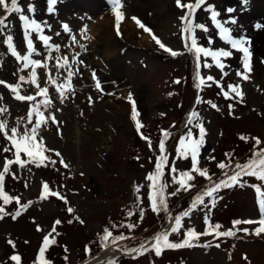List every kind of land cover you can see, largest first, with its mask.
I'll list each match as a JSON object with an SVG mask.
<instances>
[{
	"label": "rangeland",
	"instance_id": "obj_1",
	"mask_svg": "<svg viewBox=\"0 0 264 264\" xmlns=\"http://www.w3.org/2000/svg\"><path fill=\"white\" fill-rule=\"evenodd\" d=\"M239 2L241 14L239 11L229 14L223 0H205L192 17L194 25L203 23L208 29L207 32L194 30L197 46L223 48L209 8L220 14L221 22L237 17L235 23H226L236 38L245 36V31L257 25L261 26L257 32L264 33V11L258 9H264V0ZM6 3L10 6L11 0ZM195 3L196 0H181V4ZM120 5L122 18L117 28L116 5L112 0H57L51 14L47 12L49 0H18L23 14L45 26L44 34L51 36L50 43L59 45L60 50H53L50 60L49 49L32 33L34 47L41 53L32 57L41 61L37 83L40 88L48 89L47 97L51 101L47 110L41 109L46 122L42 123L33 148L34 154L38 153L37 159L43 162L39 165L28 162L26 153L21 151L20 159L26 161L21 167L15 162L12 141L0 131V172L7 160L13 161L0 189V207L7 213L0 218V264H78L95 257L93 252L98 249L113 254L96 264H108L110 260L115 264H264V234H254L261 219L259 204L256 205L260 200L257 188L264 193V180L243 176L240 179L243 187L236 184L221 188L215 194L214 205L211 198L205 197L204 205H198L189 217L182 219L179 234L169 236V242L179 243L188 230H193L198 234L193 242L201 246L162 247L161 255L156 256L150 242L171 228L167 213H155L151 209L152 181L147 179L155 173L159 158L166 156L157 185H167L164 194L169 212L175 217L191 208L195 196L208 186L209 176L218 182L224 171L231 174V169H220L219 163L234 167L236 163H247L256 152L264 150V69L249 66L246 72L237 63L225 65L221 70L211 58L201 54L200 73L205 84L197 88L196 56L183 46L184 22L180 17L187 9L179 7L176 0H120ZM30 6L34 12H29ZM102 15L110 21L108 30L115 36L112 41L102 37L103 28L92 38L91 32L78 36L81 23L86 21L88 26L89 17ZM19 16L20 13L8 15L0 8V18L7 17L8 25L0 34V81L4 82L0 83V108L7 109L0 118H7L5 130L9 135L16 120L26 122L33 105L44 99L31 83L21 84L18 91L20 95L34 96L32 101L17 100L9 87L17 86L19 75L27 78L30 73V69L19 72L21 62L16 61L5 43L6 36L12 35L17 52L26 54ZM242 21L247 22L243 25ZM131 24L137 28L132 37L126 34ZM84 30L89 31L86 26ZM205 36L213 40L211 45ZM156 40L177 55L161 49ZM261 56L260 66L264 68V53ZM57 57L61 63L67 57L73 73L70 80L68 69L57 67ZM205 62L210 67H204ZM44 63L49 67L44 68ZM237 69L247 78L237 75ZM48 75L56 84L47 79ZM209 75L212 81L207 80ZM57 85L65 93L63 103ZM123 92L114 102L110 100V94ZM193 111L198 115L192 119L205 130L195 167L191 147L198 141V129L193 127L192 138L185 139L183 150L188 155L180 156L178 152ZM49 115H55L56 120L48 119ZM36 119L34 115L33 123ZM22 131V127L18 128V132ZM136 135L144 140L139 143L142 156L135 167L130 164L129 155ZM161 141L165 144L163 153L159 149ZM5 148L9 150L4 151ZM56 152L60 155L56 156ZM173 167L175 173L171 171ZM205 170L206 174L201 176L200 172ZM181 172L192 178L180 177ZM173 175L183 179L186 186L194 187L177 192L180 185L173 183ZM173 192L176 195H171ZM5 195L12 197L6 205ZM16 211L20 215L13 218ZM237 219L242 223L234 225L232 222ZM57 220L59 224L55 223ZM245 220L254 223H243ZM129 224L133 227H127ZM216 224L220 225L216 231L231 230L235 235L217 237L215 232L203 235L210 225ZM245 228L249 234L244 233ZM119 236L125 239L114 243V237ZM209 242L211 246L203 247ZM141 244L146 245V251L131 254L124 251L126 247L139 249ZM14 255L19 257L18 261L11 259Z\"/></svg>",
	"mask_w": 264,
	"mask_h": 264
},
{
	"label": "snow or ice",
	"instance_id": "obj_2",
	"mask_svg": "<svg viewBox=\"0 0 264 264\" xmlns=\"http://www.w3.org/2000/svg\"><path fill=\"white\" fill-rule=\"evenodd\" d=\"M112 2L116 5L115 12H116V18H117V28L119 26V22L122 18V13L120 12V0H112ZM57 3V0H49V7L47 9L48 13H53L54 12V6ZM176 3L179 7L181 8H186L187 12L183 16L180 17V19L184 22L183 25V33L185 34L184 36V44L183 46L187 48L188 52H194L196 56V80L198 83L196 84L197 88H200L202 85L205 84L204 78L201 76L200 73V58L201 54L205 58H211V60L214 62L215 66L218 67L219 69L223 70L225 67V64L222 63L223 59L226 58H231L233 57V51L236 50L242 53V57L240 59V63L243 65L245 71H249V55H250V49L247 45L250 44V41H248L244 36H241L239 38H236L233 36V29L230 27L225 26L226 22H221L218 20V16L220 15L214 8H209L207 11L211 13L210 19L215 26L216 29H218V38L223 41L225 44L230 45L231 50H226L225 48H219L217 50H213L210 46L209 47H202V46H197V39L193 35V32L195 29H203L205 32L208 31L207 28H205V25L203 23H196L195 25L193 24V19L192 17L194 16V13L196 12L197 9L201 7L205 3V0H196L195 4H181V0H176ZM0 6H2L8 15H11L12 13H20L19 19L23 22V29H24V36H25V41H26V49L27 52L25 55H20L15 47V44L13 42V36L12 35H7L5 39V43L7 44V47L11 53L12 56L15 57L16 61L21 62V67L19 68V72L24 73L26 70L30 69L29 75H19L18 80L19 83L17 84L16 87H12L9 85L11 88V91L15 93V98L20 101L28 100L32 101L35 99L34 96L28 95H20L19 94V87L21 84L24 83H31L34 85L38 90L39 95H43L44 99L40 101L39 103L33 105L32 109L27 113V119L26 122L22 121L20 119H17L15 122V126L10 128V133L9 135L7 129L8 125V120L7 118H0V131L3 132V134L12 141V144L15 147V162L18 163L21 167L24 166L26 161H22L20 159V153L23 151L26 153L27 157L29 158L28 162L32 163H42V160H38L37 154H34L33 148L36 146V137L39 134V130L41 128L42 123H45V115L44 111L41 110L42 107L44 110H47L51 106V101L47 97V88H40V85L37 83V68L41 66V61L32 58L34 55L39 56L41 53L34 47L33 41L31 39V35L33 32L37 34V37L40 41H42L43 46L45 48L49 49V56L48 58L51 60L52 59V51H59L60 47L59 45H54L50 43L52 40L51 36L45 35L44 34V28L41 23L37 22L34 18L29 19V16L23 14V10L21 7L18 6V0H11V5L9 6L8 3H6V0H0ZM234 9L229 8L227 9L228 13H232ZM29 12H34V8L31 6L29 7ZM7 17L0 18V34L4 33V30L8 28V25L5 23ZM139 23V21H137ZM227 23H235V19H232L231 21ZM67 27V26H65ZM140 27H144L143 24H140ZM258 29L261 27L260 25L256 26ZM146 31L148 29H145ZM73 40L76 38L73 36ZM205 39L208 40L209 45L213 43V40L210 37L205 36ZM190 40V42H189ZM156 43L159 45L161 49H163L166 52H170L173 56L177 55V52L173 51L171 48H166L163 43H161L159 40H156ZM56 65L58 68H66L68 69L67 71V77L70 80L73 73L70 70L71 65L68 63L67 57L63 59V63H61L60 58H56ZM44 68H48L49 65L47 63H44L42 65ZM204 67H210V65L205 62ZM224 75H227V73H224ZM237 75H244V78L246 79L247 76L245 74H242L239 69H237ZM47 79L52 83L56 84V80L52 79L51 75H48ZM208 81H212L213 77L209 75L207 77ZM0 83H4L3 81H0ZM70 88L71 86L68 85ZM99 87V85H97ZM62 86L57 85V91L59 92L61 96V103H63V98H64V91L61 90ZM229 88H233L232 85H229ZM224 96L228 97V93L224 92ZM2 99V97H0ZM131 99V97H129ZM199 102V101H198ZM208 103L211 104L213 108H216L215 104H212L211 101H208ZM231 107V105H229ZM7 109L5 108H0V114L5 113ZM38 117V119L35 120L33 123V116ZM198 114L193 111L190 115V118L187 121L188 127L185 137L180 140V148L178 149V152L180 156H187L188 153H186L184 149L185 145V139H191L193 136V127L199 130V138L198 141L194 142L193 146L191 147V158L193 161V166L195 167L196 163V158H197V153L199 149L203 146L204 144V128L200 123H195L192 117H196ZM136 118L135 114V107L133 106V119ZM48 119L55 121L56 117L55 115H49ZM28 125H31L29 128ZM23 128L22 132H18V128ZM139 128V124L137 125ZM165 136L168 135V133H164ZM18 137V138H17ZM243 139V138H242ZM257 144H259V140L256 141ZM159 149L160 152L163 153L165 151V144L163 141L160 142L159 144ZM8 148H5L4 151H8ZM56 156H59L60 153L56 152ZM167 160L166 156H161L158 160V162L155 164V173L150 174L147 179L149 181H152V184L150 185L152 189V194L150 195V200H151V209L155 213H159L163 211L164 213H167V221L171 224L174 219V226L170 230H165L160 232L154 237V241L150 242L151 243V248L155 250L156 256L161 255V249L162 247L166 248H171V249H177V248H182V247H196V246H201L198 245L197 243H194L193 241L198 239V234L195 233L193 230H188L185 233V239L179 243H173L169 242V236L172 235L173 233L179 234L180 226H181V221L185 217H189L190 211L192 209H196L198 205H204L205 202V197H209L212 199L213 205L216 202V196L215 194L221 189V188H231L232 186L236 184H240V179L243 176H254L257 177L260 180H264V150L256 152L254 154V158L249 160L247 163L241 164V163H236L234 167L232 165H226L225 163H219L218 167L220 169H231V174H229V171H224L222 178L219 179L218 182H215L212 180V177L209 176V184L208 186L200 191L194 198L191 208L188 211H183L179 215H176L173 217L171 213L169 212V205L166 202L165 194H164V189L167 187L165 184H160L157 185V180L158 178L163 174L161 171L162 168V163ZM13 163L12 160H7L3 167V171L0 172V189H2V182L4 180V174L9 172V167L8 165ZM54 163V161H53ZM67 167V165H65ZM173 173L176 172V169L173 167L171 170ZM197 171H199L197 169ZM207 170L204 172H200L201 176H204L206 174ZM180 177H187L188 179H191L192 177L187 173V172H181ZM173 183H179L180 188L177 189V192L180 191V189H183L185 191H188L189 188L194 187V185H185V182L183 179L178 180L175 175L172 176ZM241 187H243V184H240ZM45 188H47V185H45ZM139 191V189H137ZM257 192L260 194V200H259V208L261 212V219L259 220V225L260 227L256 228L255 230V235L259 236L261 233H264V193L260 192V189L257 188ZM171 195H176V192H173ZM12 199V197H9L5 195L3 197V203L6 205L8 202ZM17 203H19V200L17 198ZM69 212L72 211L71 208L68 209ZM7 213L4 212V208L0 207V218L3 217ZM20 215V211H16L13 214V218H16L17 216ZM132 213H129V216H131ZM141 216H143V211L140 213ZM207 222V220H206ZM56 224H59L60 221L57 220L55 222ZM234 225H239L242 223L241 220L237 219L232 222ZM243 223L246 224H251L254 223L252 220H245ZM127 227L132 228L133 225L129 224ZM220 225L216 224L214 227L209 226V229H207L203 235H209L212 232H215V235L217 237L219 236H224V237H231L235 235V232L229 230L225 232H218L216 229H219ZM53 231H55V227L53 228ZM245 234H249V230L247 228L243 229ZM105 232H107V229H105ZM124 236H119V237H114L113 242L115 243L116 240H124ZM55 241H53L54 243ZM44 244L47 246L48 244V237L46 236L44 238ZM211 246V242L209 244L203 245V247H209ZM219 247V245H216ZM146 245L141 244L140 248L136 247H126L124 248V251L131 254V253H137V252H143L146 251ZM41 255H43V249H41ZM11 259L13 261H18L19 257L18 256H12ZM108 264H115L114 261L110 260Z\"/></svg>",
	"mask_w": 264,
	"mask_h": 264
},
{
	"label": "bare ground",
	"instance_id": "obj_3",
	"mask_svg": "<svg viewBox=\"0 0 264 264\" xmlns=\"http://www.w3.org/2000/svg\"><path fill=\"white\" fill-rule=\"evenodd\" d=\"M70 1H73V0H70ZM223 2H224L226 7L234 9V11L232 13H229V14H235L236 12H237L236 14H238V11L241 14L242 6H241L239 0H223ZM0 8H2V6H0ZM258 9L260 11H264V9L262 7H259ZM89 18L91 20H89L90 22L88 23V26H87V24H85L86 21L81 23V25L79 24L80 27L77 30L79 37H82L87 32H91L92 34L90 35V37L92 38L96 32L100 31V29L103 28V34H102L103 38L108 37L109 40H111V41L115 38L114 34L110 33V31L108 30L110 27V24H109L110 21L104 15H102L100 17H96V18L95 17H89ZM236 18H233V16H231V18H229L228 21L226 19L225 22L227 23V22L231 21L232 19H235V22H236V20H237ZM81 20L82 19L78 18V21H81ZM245 22H247V21H242L241 23L244 25ZM226 23H225V26L228 27L229 24L227 25ZM84 26H86V29H88L89 31L84 30ZM131 27L132 28H130V29H126L127 30L126 34H128L130 37H132L133 34L136 33V29H137L133 24H131ZM243 30L245 31L246 28H243ZM239 31H242V30H239ZM244 35H245L244 37L248 41H250V44L247 45L250 49L249 66L252 67L253 69L255 67L256 68L260 67L261 69H264L260 66L261 61L263 59L261 55H263V53H264V33H258L257 27H253L252 29L245 31ZM72 36H74V34ZM261 42H262V44H260ZM222 46L225 49H230V45L225 44L224 42L222 43ZM232 51L234 53V56L232 58H226L224 61V64L227 67L230 65H235L237 63H240V59L243 55L239 51H236V50H232ZM124 94H125L124 92L120 93L119 95H114L112 93V94H110L109 97H110V100L112 102H114L119 96H123ZM93 253H94L95 257H93L92 259H89V260L84 259L85 260L84 262L78 263V264H96L102 258H107L108 255L113 254L112 252H111L112 254L110 252H103L102 253L101 250L95 251ZM114 256H115V254H114Z\"/></svg>",
	"mask_w": 264,
	"mask_h": 264
},
{
	"label": "trees",
	"instance_id": "obj_4",
	"mask_svg": "<svg viewBox=\"0 0 264 264\" xmlns=\"http://www.w3.org/2000/svg\"><path fill=\"white\" fill-rule=\"evenodd\" d=\"M143 140H144V138H143ZM143 140H141V138H140L139 135H136V137L133 140V149H132V152H130V155H129L130 164L132 166H135L136 167L137 164H138V162H139V159L142 156L141 155L142 154V151H139L138 148H139L140 141H143ZM98 250H100V249H98Z\"/></svg>",
	"mask_w": 264,
	"mask_h": 264
}]
</instances>
